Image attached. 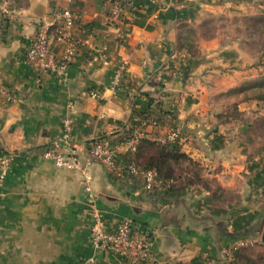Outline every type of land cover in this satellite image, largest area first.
<instances>
[{
	"label": "crops",
	"instance_id": "crops-1",
	"mask_svg": "<svg viewBox=\"0 0 264 264\" xmlns=\"http://www.w3.org/2000/svg\"><path fill=\"white\" fill-rule=\"evenodd\" d=\"M131 1L121 30L107 21L106 0H74L72 35L83 46L59 75L39 71L27 55L39 25L66 0H8L12 12L0 19V151L11 164L0 182V264H131L94 248L93 206L107 231L129 220L131 237L148 240L153 262L143 264H228L223 251L242 238L252 243L236 264H264L261 216L226 213L196 188L146 190L142 175L130 171H141L131 152L122 154L119 175L90 165L88 183L45 157L58 142L85 164L93 140L115 146L124 131L151 141L181 131L183 151L205 161L199 133L212 125L204 121L212 96L223 92L220 79L236 76L225 68L239 53L216 37L196 43L190 31L245 0ZM192 41L198 54L191 59ZM151 99L154 109L139 114Z\"/></svg>",
	"mask_w": 264,
	"mask_h": 264
},
{
	"label": "rangeland",
	"instance_id": "rangeland-1",
	"mask_svg": "<svg viewBox=\"0 0 264 264\" xmlns=\"http://www.w3.org/2000/svg\"><path fill=\"white\" fill-rule=\"evenodd\" d=\"M231 9L190 31L196 43L216 37L221 47L236 48L239 53L232 60L235 65L225 68L232 70L226 76H236L222 77L218 83L223 92L212 96L213 109L204 120L212 125L199 133L207 157L205 161L181 159L174 166L177 186L156 175L163 186L198 189L199 196L222 204L226 213L261 216L260 234L264 226V101L256 97L264 87L253 85L264 83V1H239ZM194 51L191 54L196 57L198 51ZM170 136L156 141L170 143ZM178 139H182L181 131Z\"/></svg>",
	"mask_w": 264,
	"mask_h": 264
},
{
	"label": "built area",
	"instance_id": "built-area-1",
	"mask_svg": "<svg viewBox=\"0 0 264 264\" xmlns=\"http://www.w3.org/2000/svg\"><path fill=\"white\" fill-rule=\"evenodd\" d=\"M67 6L55 12L50 19L41 23L36 31L33 42L28 51V62L39 71H51L59 75L67 73L68 66L75 61L83 46L80 39L72 35V30L77 24L79 17L72 10L74 0H66ZM110 8L107 17L109 24L117 25L121 30L128 26V8L131 0H106ZM8 0H0V19L11 13ZM120 75L118 76V79ZM118 79L116 84L118 83ZM67 125V124H66ZM178 132L170 136L175 142ZM138 137H133L125 143L111 146L108 140H93L89 144L88 156L85 164H82L76 151L66 154L55 142L45 152V157L52 159L58 167L75 169L82 173L88 183L87 169L92 164L103 165L111 174L119 175L123 169L119 156L123 153H133L136 149ZM11 157L0 151V182H2L9 171ZM130 171L140 173L144 179L146 190L154 191L159 187V180L153 170L140 171L135 166H130ZM88 190L90 187L88 186ZM93 224L91 226V237L96 250L113 251L116 254L127 256L131 264H143L153 262L151 246L148 240H140L131 237L132 223L129 220L120 221L113 231H107L103 215L95 206L91 208ZM249 239H236L227 249L223 251L228 264H236L238 252L242 247L251 244Z\"/></svg>",
	"mask_w": 264,
	"mask_h": 264
},
{
	"label": "trees",
	"instance_id": "trees-1",
	"mask_svg": "<svg viewBox=\"0 0 264 264\" xmlns=\"http://www.w3.org/2000/svg\"><path fill=\"white\" fill-rule=\"evenodd\" d=\"M191 52H193V54L195 53L193 44L189 45V56L192 59L194 57ZM232 54L234 55V53ZM257 85L264 87V83L261 82L253 86L256 87ZM256 99L264 101V92L257 95ZM152 101L154 102V99H151V103L144 111L139 112V114L144 115L152 111L154 109ZM135 136L136 135L132 133V131H124L119 137V142L125 143ZM133 154L140 158L137 163L141 171L153 170L166 181H169L170 183L173 182L175 186H177V181L174 177V166L179 164L181 159L188 161L193 160L183 151L182 141L179 139L172 143L161 144L157 141H151L145 137H141L137 141L136 149ZM121 159L123 161L122 155L119 156V160Z\"/></svg>",
	"mask_w": 264,
	"mask_h": 264
},
{
	"label": "water",
	"instance_id": "water-1",
	"mask_svg": "<svg viewBox=\"0 0 264 264\" xmlns=\"http://www.w3.org/2000/svg\"><path fill=\"white\" fill-rule=\"evenodd\" d=\"M261 240L264 243V226H263V230H262V233H261Z\"/></svg>",
	"mask_w": 264,
	"mask_h": 264
}]
</instances>
